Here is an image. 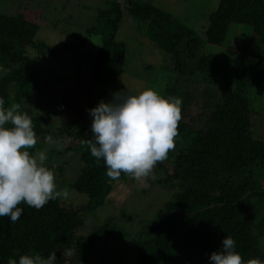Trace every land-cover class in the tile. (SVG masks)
<instances>
[{
    "label": "trees",
    "instance_id": "trees-1",
    "mask_svg": "<svg viewBox=\"0 0 264 264\" xmlns=\"http://www.w3.org/2000/svg\"><path fill=\"white\" fill-rule=\"evenodd\" d=\"M123 9L146 25L147 38L166 58H173L171 71L184 77L183 93L170 95L176 90L168 84L165 96L181 98V115L188 105L191 83L225 94L224 100L206 116L202 130L179 121L174 150L153 170L154 183L171 194L159 215L144 222L134 235V264H211V254L221 250L227 236L236 241L235 250L245 262L259 259L264 264V210L258 216L250 206L257 204L255 201L264 202V141L251 136L250 113L254 111L246 97L251 89L264 91V72L258 68L264 63V0H219L209 15L204 31L207 45L222 46L234 24L251 30L255 42L262 47L258 54L253 53L252 44L241 49L227 48L225 57L229 60L225 62L212 54L198 53L200 41L190 28L140 0H126L125 5L113 0L97 12L95 25L86 31L88 36L100 35L102 39L93 56L81 54L87 37L56 48L37 42L36 33L43 22L38 17L30 19L39 13L37 10L17 11L14 16L0 12V98L5 100V108L11 103L21 104L33 122L37 141L49 135L57 140L68 137L69 146L64 151L56 150L54 157L70 152L76 155L80 170L70 188L87 199L86 205L79 208L59 199L50 200L39 210L21 203L18 207L22 215L15 223L8 216L0 217V264H7L10 257L18 260L24 254L47 258L52 252L57 264L65 260L69 264H89L91 256L102 264H111L118 249L110 245L122 243L131 235L112 218L88 236L78 233L84 224L83 214L103 207L109 196L131 179L124 173L117 180L106 176L103 159L97 161L87 147L86 141L93 139V133L91 124H82L80 110L83 101L90 105L98 85L117 76V69H109L126 54L124 43L116 41ZM180 47L185 61L179 54ZM31 52L38 55L34 57ZM77 55L89 61L84 83L65 91L58 88L54 95V72L46 60L64 64L66 56ZM248 58L255 62L248 64ZM189 62L194 64L192 70ZM52 97L57 102L49 109ZM43 105L48 115L42 112ZM59 110L67 116L73 114L76 121L63 118L60 127L55 128L54 116ZM39 147L36 143L29 149L30 155ZM56 170L62 174L64 168L56 166ZM123 219L132 218L122 213L120 220ZM255 226L261 228V243L253 235Z\"/></svg>",
    "mask_w": 264,
    "mask_h": 264
},
{
    "label": "rangeland",
    "instance_id": "rangeland-1",
    "mask_svg": "<svg viewBox=\"0 0 264 264\" xmlns=\"http://www.w3.org/2000/svg\"><path fill=\"white\" fill-rule=\"evenodd\" d=\"M111 1L113 0H0V12L14 16L17 11L37 10L39 13L35 12L32 14L35 16L30 18L31 20H37L38 17L43 22L42 25L38 24L37 42H44L46 45L56 48L63 43L74 42L76 38L87 37L88 42L81 48V54L93 56L101 47L102 39L100 35L88 36L86 31L95 25L97 12L105 9ZM117 1L122 5L126 4V0ZM140 1L151 4L190 28L200 41L198 50L200 54H212L225 62L229 60L225 57L228 55L227 48L241 49L248 44H252L253 53L262 52V47L255 42L251 30L234 24L230 26L229 34L222 46H209L205 43L204 31L208 25V17L217 8L219 0ZM116 41L124 43L126 47L125 56L121 58L116 67H110L109 69V72H112L114 68L117 69V76L114 80L102 82L94 89L89 106L84 101L81 103L82 124H92L93 118L89 110L98 106L101 101L111 102L113 93L121 92V95L124 96L136 95L147 88H151L165 97L166 93L168 94L166 92L168 84L170 88L176 90L174 93L170 92V95L183 93L184 77L180 75L177 77V72L171 71L174 67L173 58H166L163 51L147 38L146 25L128 16L125 9H123L122 20L116 33ZM179 54L185 61V53L182 47L179 48ZM32 55L35 57L38 54L33 52ZM88 62V58L82 55L66 56L64 64H53L47 59L46 65L54 72L52 77V87L56 91L54 95L57 94L58 88H60V91H65L74 85H82L84 79L88 76ZM246 62L251 64L255 62V59L248 58ZM193 65L189 62L188 68L192 70ZM258 68L264 72V63L259 64ZM2 73L3 71L0 70V79ZM186 75H189L188 72ZM186 75L185 78H187ZM175 82L178 84L177 86L174 85ZM188 96V105L181 115V120L184 124L196 130L203 129L206 116L225 98L223 92L208 89L195 83L190 84ZM246 97L249 99L251 108L254 111L250 113L251 136L264 141V91L251 89L246 93ZM51 100L49 109H52L53 105L56 106L57 102L56 97H52ZM20 111L24 113V108ZM42 112L48 115L44 105ZM60 112H57L54 116L55 128L60 127V119L70 118L71 122L76 121L73 114L67 116ZM75 113L78 116V112ZM47 121L49 122V120ZM56 138L53 137L54 140H57ZM67 138L66 136L59 137L62 147L60 151H64L69 146L70 142ZM37 143L40 147L34 151V155L37 151H44L47 157L45 166L50 170L51 167L55 168L53 171L57 188L67 187L69 190L68 197L66 199L58 198L59 201L65 205H73L78 208L85 206L86 197L75 193L70 188V184L76 179L80 170L76 155L70 152L64 156L54 157L57 150L55 144L46 143L43 138L38 140ZM56 166L64 168L62 174L56 170ZM170 194V191L168 192L156 185L152 178H149L144 184H140L131 178L126 186H119L109 196V202L107 201L103 207L83 214L84 224L78 233L88 236L107 219L116 220L120 227L128 232L131 231V235L122 243L110 245V247L118 249L113 253V263L111 264H134L132 258L134 235L138 233L144 222H150L152 217L155 218L159 215L163 203L168 200ZM255 202L257 204L251 203L250 206H254L253 209L260 216L264 210V202L263 204ZM122 213L130 216L131 221L120 220ZM261 234V228L258 226L253 227V235L258 238L260 243L263 240ZM61 264H69V262L65 260ZM89 264L102 263L97 257L91 256Z\"/></svg>",
    "mask_w": 264,
    "mask_h": 264
},
{
    "label": "clouds",
    "instance_id": "clouds-1",
    "mask_svg": "<svg viewBox=\"0 0 264 264\" xmlns=\"http://www.w3.org/2000/svg\"><path fill=\"white\" fill-rule=\"evenodd\" d=\"M111 102L101 101L90 109L93 118V139L86 141L91 155L106 165V176L111 180L121 173L144 184L155 179L153 170L158 162L167 159L175 148L178 124L181 120L182 100L164 97L147 88L136 95L113 93ZM0 98V217L8 216L15 223L22 215L21 203L37 210L50 200L66 199L67 187L58 189L54 171L45 166L44 151L30 155L28 149L37 143L33 122L20 111L21 104L11 103L5 108ZM7 125H10L8 127ZM45 142L62 150L59 140L51 135ZM236 241L227 236L222 248L210 256L211 264H262L259 259L245 262L236 250ZM7 264H57L56 254L47 258L40 254L9 258Z\"/></svg>",
    "mask_w": 264,
    "mask_h": 264
}]
</instances>
